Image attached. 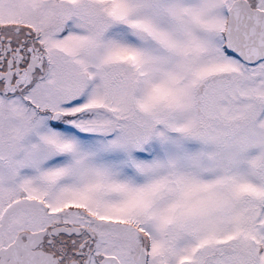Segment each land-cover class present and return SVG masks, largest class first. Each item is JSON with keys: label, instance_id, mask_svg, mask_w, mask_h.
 Masks as SVG:
<instances>
[{"label": "snow or ice", "instance_id": "obj_1", "mask_svg": "<svg viewBox=\"0 0 264 264\" xmlns=\"http://www.w3.org/2000/svg\"><path fill=\"white\" fill-rule=\"evenodd\" d=\"M0 264H264V0H0Z\"/></svg>", "mask_w": 264, "mask_h": 264}]
</instances>
